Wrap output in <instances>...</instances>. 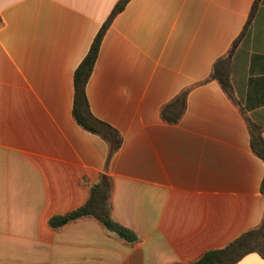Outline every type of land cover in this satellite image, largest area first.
<instances>
[{
    "label": "crops",
    "instance_id": "crops-1",
    "mask_svg": "<svg viewBox=\"0 0 264 264\" xmlns=\"http://www.w3.org/2000/svg\"><path fill=\"white\" fill-rule=\"evenodd\" d=\"M119 1L0 0V264H191L264 219L247 122L264 129V0L130 1L86 86L93 117L120 135L110 158L74 119V79ZM238 39L234 101L207 80ZM184 91L170 124L162 109ZM103 176L137 244L94 219L49 225Z\"/></svg>",
    "mask_w": 264,
    "mask_h": 264
},
{
    "label": "trees",
    "instance_id": "trees-1",
    "mask_svg": "<svg viewBox=\"0 0 264 264\" xmlns=\"http://www.w3.org/2000/svg\"><path fill=\"white\" fill-rule=\"evenodd\" d=\"M132 0H120L115 6L110 18L103 25L88 55L84 58L75 73V98L73 116L75 121L86 131L101 136L110 144V158L121 146L119 133L109 125L99 121L90 112V106L86 94L87 83L93 73L103 38L114 18L120 14ZM254 5V8L257 6ZM251 21L248 22V25ZM245 32L247 31V27ZM242 35V36H243ZM241 39V37H240ZM236 40L228 54L218 59L212 68L208 81H216L224 92L235 101L234 89L231 80L232 61L239 40ZM188 91H184L174 101L168 103L162 109V118L176 124L182 118L186 109ZM252 136V150L264 162V129L247 119ZM112 181L103 176L100 183L91 188V195L86 204L64 215L54 216L49 220L51 228L58 230L73 222L83 219L98 221L109 233L124 240L127 244L134 245L140 241L139 235L133 230L117 223L112 216ZM264 195V180L261 188ZM256 253L264 258V219L260 226L252 229L222 249L211 250L205 253L199 260L191 264H238L247 255Z\"/></svg>",
    "mask_w": 264,
    "mask_h": 264
}]
</instances>
